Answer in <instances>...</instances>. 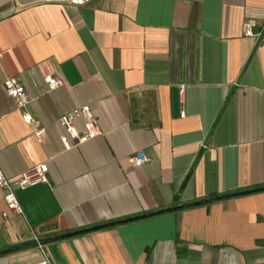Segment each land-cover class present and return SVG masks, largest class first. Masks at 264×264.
<instances>
[{
	"label": "crops",
	"instance_id": "crops-1",
	"mask_svg": "<svg viewBox=\"0 0 264 264\" xmlns=\"http://www.w3.org/2000/svg\"><path fill=\"white\" fill-rule=\"evenodd\" d=\"M248 19L256 39L240 33ZM82 105L99 135L74 144L57 119ZM138 152L148 161L132 167ZM38 165L44 183L13 188L21 215L0 216V251L44 244L0 264H264V190L49 242L264 188V0H0V171L13 184Z\"/></svg>",
	"mask_w": 264,
	"mask_h": 264
},
{
	"label": "built area",
	"instance_id": "built-area-1",
	"mask_svg": "<svg viewBox=\"0 0 264 264\" xmlns=\"http://www.w3.org/2000/svg\"><path fill=\"white\" fill-rule=\"evenodd\" d=\"M90 0H43L44 3H52L59 5H67L79 7ZM240 33L243 37L256 39L260 36V31L253 20H245L240 27ZM45 85L48 90L59 87L62 81L53 76L45 77ZM5 94L12 100L16 110L21 112V121L25 125L33 127V137L37 143H41L44 134L43 127L34 119L27 111L28 99L23 91V88L14 79H5L2 83ZM182 92V89L180 90ZM80 119L82 123V132L77 133L73 126V121ZM57 123L64 129L66 135L72 140L74 144H79L87 141L88 139L99 135L95 120L87 105H82L73 109L72 111L63 114L57 119ZM61 144L65 149L69 148V144L64 138L60 139ZM148 159L138 152L128 157V163L132 167H138L146 163ZM46 181L45 169L42 165H38L29 170L20 173L15 183L11 184L2 175L0 171V191L2 192V201L5 206V211L1 212L0 216L2 221H7L9 215L20 216L21 209L14 196L13 188L17 187L23 189L24 187L34 183H44ZM33 241L37 242L34 238ZM40 250V246H37ZM46 264L45 257L42 260Z\"/></svg>",
	"mask_w": 264,
	"mask_h": 264
},
{
	"label": "water",
	"instance_id": "water-1",
	"mask_svg": "<svg viewBox=\"0 0 264 264\" xmlns=\"http://www.w3.org/2000/svg\"><path fill=\"white\" fill-rule=\"evenodd\" d=\"M260 190H264V188L255 189V190H252V191H246V192H240V193L223 195V196H220V197H214V198H210V199L199 201V202L183 204V205H179V206H176V207H170V208H167V209H161V210L155 211L153 213H148V214L141 215V216H138V217H133V218H130V219L115 221V222H112V223L99 225V226L91 227V228H88V229H83V230H80V231H74V232L68 233V234L57 235L55 237L50 238L49 242L56 241V240H62V239L70 238V237H73V236L82 235V234H85V233H88V232H92V231H96V230H100V229H104V228H108V227H112V226L126 224V223H129V222L135 221V220H140V219H144V218L154 217V216H157V215H160V214H164V213H170V212H175V211H178V210L187 209V208H190V207L206 205V204H209V203H212V202H217V201H221V200H224V199H227V198H232V197L239 196V195L253 193V192L260 191ZM52 230H55V226L54 225L53 226H46V227L39 228L37 230V233L38 234H43V233H46V232H49V231H52ZM42 244H44V243L41 240H37V242H35V241L27 242V243H24V244L19 245V246H15V247H11L9 249L2 250V251H0V255L6 254V253H10V252H14V251H17V250H22V249L29 248V247H37V246L41 247Z\"/></svg>",
	"mask_w": 264,
	"mask_h": 264
}]
</instances>
